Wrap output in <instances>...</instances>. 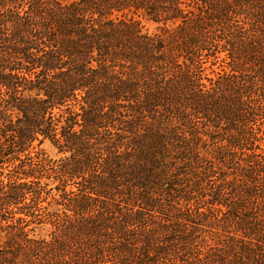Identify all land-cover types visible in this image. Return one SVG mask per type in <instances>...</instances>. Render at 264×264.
Returning <instances> with one entry per match:
<instances>
[{
    "label": "trees",
    "instance_id": "1",
    "mask_svg": "<svg viewBox=\"0 0 264 264\" xmlns=\"http://www.w3.org/2000/svg\"><path fill=\"white\" fill-rule=\"evenodd\" d=\"M0 264H264V0H0Z\"/></svg>",
    "mask_w": 264,
    "mask_h": 264
},
{
    "label": "rangeland",
    "instance_id": "2",
    "mask_svg": "<svg viewBox=\"0 0 264 264\" xmlns=\"http://www.w3.org/2000/svg\"><path fill=\"white\" fill-rule=\"evenodd\" d=\"M145 29H147L149 32H154L155 30V25H153L152 23H145ZM46 150L48 151V153L52 156V157H55L56 154L54 152V150L50 149L49 147H45ZM28 163H38L39 162V159H30L27 161ZM73 182L72 181H69L67 180V182L65 183V186H68L70 187V185H72Z\"/></svg>",
    "mask_w": 264,
    "mask_h": 264
}]
</instances>
